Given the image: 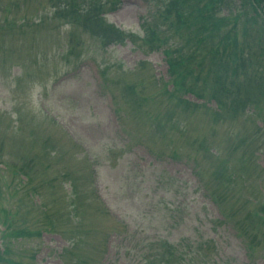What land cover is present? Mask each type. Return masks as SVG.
<instances>
[{"label": "rangeland", "instance_id": "rangeland-1", "mask_svg": "<svg viewBox=\"0 0 264 264\" xmlns=\"http://www.w3.org/2000/svg\"><path fill=\"white\" fill-rule=\"evenodd\" d=\"M59 1L0 0V138L5 140L12 110L20 111L24 117L33 112L46 113L51 117L48 131L54 156L46 158L45 164L57 169L46 170L48 176L64 183L68 190V176H62V172L69 169L79 173L77 198L57 190L62 189L59 183L48 187L54 199L43 210L50 208L51 223L45 229L41 227L40 236L18 243L23 249V263L145 264L150 247L162 241H182L184 246L186 243L192 247L195 241L208 239V261L206 257L201 264H264V236L257 239L258 235L252 234L258 226L254 210L262 214L259 205L264 203V113L253 114L255 104L249 103V112H239L234 117L223 113L215 121L211 111L217 108L216 102L208 100V117H198L202 111L189 117V129L182 135L178 130L188 121L178 115L176 121L167 122L169 133L155 134L158 119L149 117V108L156 114L160 108L135 106L137 102L122 107L123 84L143 75L151 77L147 70L140 69L143 59L156 75L168 78L165 56L169 55L165 48L141 45V37L146 23L167 30L165 6L174 0H166L159 12L137 0L118 2L104 17L123 30L138 33L134 37L139 38L127 36L121 43L107 47L94 33L81 34L78 26L64 24ZM216 3L215 14L222 17L224 31L231 25H238L240 32L264 25V14L259 18L249 0ZM40 13H48L47 23L39 21ZM36 42L42 48L52 46L54 51L42 67L34 68L31 50ZM211 62L208 55V68ZM102 68L111 79L106 84V88L112 87L111 93L101 86ZM123 68L133 73L122 74ZM212 83L208 77V87ZM113 91L121 103L112 98ZM184 95L192 101H202L188 91ZM263 102L259 97V104ZM63 133L65 139L69 136L77 144L73 151L79 160H71L69 151L63 153ZM171 137L178 141L176 156L168 155V149L159 146H166ZM226 146L231 148L223 154L222 147ZM244 150L250 152L248 163L256 166L242 173L247 159H242ZM85 154L94 157V184L85 168ZM221 155L230 164L237 162L235 189L231 190L233 184L220 182L210 174L219 162L216 157ZM200 166L204 168L201 175ZM94 186L106 210L99 208ZM221 194L229 196V204L222 202ZM29 206L26 200L20 203L22 210ZM57 208H62L58 217L53 216ZM247 210L251 212L246 216ZM117 222L118 231L106 241L99 257L102 236L106 237L102 232H109L110 224ZM3 247L0 245V250ZM202 258L196 257L197 264Z\"/></svg>", "mask_w": 264, "mask_h": 264}, {"label": "trees", "instance_id": "trees-1", "mask_svg": "<svg viewBox=\"0 0 264 264\" xmlns=\"http://www.w3.org/2000/svg\"><path fill=\"white\" fill-rule=\"evenodd\" d=\"M198 1L190 0L187 8V12L192 18L191 21L186 18L178 19L180 13L176 11L177 22L181 21L180 24H185L181 29L177 25H173L172 20L169 21L170 25H167L166 31L156 25H144L145 34L141 38V45L150 49L165 48V53L169 55L165 58L170 76L168 83H171V87L165 88L164 84L161 85L159 81H156L160 79H156L154 75H150L151 77L148 78L143 75L137 80L123 84L125 93L122 95V107L125 104L131 105L137 102L134 104L135 106L148 104L150 107L160 108L159 114L149 108V117L152 120L158 119L159 129L154 132L155 134L169 133L170 130L166 127L167 122L176 121L178 115L186 117L188 121V124L182 127L177 125L180 126L178 133L182 135L186 129H189L190 121H192L189 117H193V115L196 117L198 111L203 112L198 117L203 119L208 117L206 102L209 99L215 100L217 104V108H213L211 111L215 121L219 120L223 113L233 117L239 112L243 114L249 103L255 104V110H251L253 114L264 113V102L262 105L259 104V97L264 99V36L262 35L264 25H258L255 29H244L242 32L239 27H236L238 25H231L227 26L224 31L220 21L222 17L215 14L218 10L216 2L220 0H208L202 5H197ZM249 1L258 17L262 18L264 0ZM185 8L182 10L183 13ZM86 13L91 15L85 18L86 25H82L84 27L79 29L81 34L94 33L101 40L103 47L114 42H122L126 37L124 32L115 25L106 23L98 14L94 16L92 10L86 11ZM67 14L69 19L76 20L77 10L74 7L70 6ZM39 21L47 23L49 21L48 13L45 15L40 13ZM72 24L77 26L75 22ZM200 49L203 50L201 53H199ZM53 51L52 46L46 49L36 42L34 49L31 50L34 57V68L42 67L43 61L50 58ZM208 55L212 61L209 68ZM192 61L194 62L192 63ZM66 64H70V61H67ZM193 64H195V68L192 67ZM148 68V63H140L142 71ZM105 70L106 68L101 69L103 86L111 80L107 78ZM122 74L125 72L122 71ZM208 77L213 82L210 87H208ZM109 88L112 90V87L109 86ZM114 90L116 91V89ZM115 91H113V99L117 103H121V100L118 101ZM187 91L193 93L197 98L204 99L205 102L191 101L183 97L182 95ZM10 114L4 133L5 140L0 138V245H4L0 250V264H24L20 255L23 249L19 247L18 243L27 237L40 236L41 227L45 229L51 223L50 208L43 210L44 207H47L50 199H54L53 192L48 191V187L51 184L53 186L59 183L62 189L57 190H62L64 193L68 191L72 197L77 198L79 173L73 174L69 169L62 172V176H68V190L65 189L64 183L55 177L48 176L46 170L57 171L52 164H45L46 158L54 156V152L50 149L53 140L50 139V131H48L51 119L48 114L33 112L30 116L24 117L18 110H12ZM240 139L242 138L240 137ZM60 142L63 145L61 147L63 153L69 151L71 160H79V155L73 151L76 150L77 144L71 137L68 136L65 139L63 133ZM234 144H237V148L242 147L238 143ZM159 146L168 149V155L176 156L179 152L178 141L173 137L166 142V146L163 143H160ZM229 147H222L223 154ZM155 153L157 155L164 154L161 151H155ZM249 154L250 152L244 150L242 159L245 161ZM205 155L207 156L206 153ZM208 155L210 156L209 153ZM235 158L238 157L235 156ZM248 158L243 165L244 171L240 170L242 173L256 166L254 163H248ZM216 159L219 162L210 174L220 182H226L227 185L233 184L231 190L237 188L238 186L234 184H238L237 162L234 161L235 165L230 164L225 155L217 156ZM93 161L94 157L85 154V168L94 184L96 170ZM198 170L199 167L196 168V173ZM203 170L204 168L201 167L200 175ZM94 188L96 189L95 186ZM95 193L99 208L106 210L97 189ZM213 196L215 194H212L211 197ZM220 198L222 202L228 204L231 201L228 195L221 194ZM23 200L30 204L25 210L20 208V203ZM259 209L263 212L262 214L258 213L257 208L253 213L258 226L252 231V234L253 236L258 235L257 239L264 236V203L259 205ZM34 211L41 214L34 215L32 214ZM60 211L62 208H57L53 216L58 217ZM250 212L251 210H247L246 216ZM110 227L109 232L108 229L102 232V235H106V237L102 236L99 257L102 256L106 241L118 231L119 222L110 224ZM76 243L80 244V240ZM250 245L253 248V245ZM200 255L203 258L199 264L205 261L208 256V239L195 241L192 247L187 246L186 243L184 246L182 241L178 243L162 241L159 246L150 247L144 260L145 264H168L170 261L197 264L196 257ZM29 256L33 258L34 255L29 254ZM206 261H208V257Z\"/></svg>", "mask_w": 264, "mask_h": 264}]
</instances>
